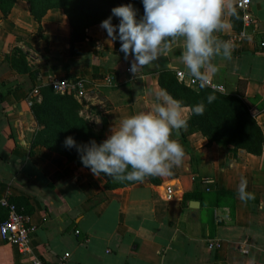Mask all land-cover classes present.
Segmentation results:
<instances>
[{
	"label": "crops",
	"instance_id": "obj_1",
	"mask_svg": "<svg viewBox=\"0 0 264 264\" xmlns=\"http://www.w3.org/2000/svg\"><path fill=\"white\" fill-rule=\"evenodd\" d=\"M248 11L251 39L236 44L230 60L216 58L218 71L209 80L235 92L243 79L245 98L264 130V0H250ZM225 20L230 27L217 33L221 40L238 31L231 17ZM87 30L90 37L76 42L80 52L72 54V26L62 8L49 9L41 22L27 0H17L7 15L0 9V198L15 202L36 226L28 253L0 232V264H33V257L58 263L65 253V264H264V150L234 151L185 127L172 134L185 152L172 175L106 188L108 176L97 177L43 145L32 149L41 126L28 99L52 76L86 80L87 95L77 98L80 115L102 123L106 139L123 118L149 111L157 93L170 95L159 83L161 70L187 75L182 41L133 74L134 57L125 59L100 24ZM15 47L26 53L32 72L12 66L8 56ZM182 112L186 120L191 116L189 106ZM242 177L255 194L246 203L237 193ZM168 187L173 199H167ZM186 193L192 197L184 204ZM192 200L198 203L192 206ZM211 241L220 244L212 247Z\"/></svg>",
	"mask_w": 264,
	"mask_h": 264
},
{
	"label": "clouds",
	"instance_id": "obj_2",
	"mask_svg": "<svg viewBox=\"0 0 264 264\" xmlns=\"http://www.w3.org/2000/svg\"><path fill=\"white\" fill-rule=\"evenodd\" d=\"M234 3L235 0H142L144 11L139 19V10L129 3L114 7L100 28L111 41H120L119 51L125 59L134 57L130 67L133 74L168 56L173 46L182 41L180 60L186 73L204 88L218 71L213 61L218 57L232 58L234 42L221 40L217 33L230 27L225 17L236 15ZM113 17L119 19L118 24L112 23ZM246 38L250 40L251 36ZM207 99L212 103L215 97L209 95ZM192 111L203 115L204 105H196ZM186 126L181 103L160 92L149 111L123 118L102 142L93 139L78 144L68 136L64 146L75 148L82 164L97 177L103 173L114 180L142 183L147 177L170 176L172 169L183 163L184 149L172 134ZM247 185V179L242 177L237 188L238 198L245 203L255 199Z\"/></svg>",
	"mask_w": 264,
	"mask_h": 264
},
{
	"label": "trees",
	"instance_id": "obj_3",
	"mask_svg": "<svg viewBox=\"0 0 264 264\" xmlns=\"http://www.w3.org/2000/svg\"><path fill=\"white\" fill-rule=\"evenodd\" d=\"M17 0H0V9L5 15L9 14ZM30 10L36 20L42 21L46 12L51 8H62L70 19L72 36L70 40V52H80L76 42L90 37L88 28L101 22L112 15L114 7L133 4L138 9L137 19L143 15L142 0H27ZM240 20V24L237 23ZM231 22L235 29L244 27L243 12L236 9V15L231 16ZM113 24H118L119 19L112 18ZM116 48L120 49L119 40L114 41ZM12 66L21 73L32 72L26 53L19 47H15L8 56ZM159 83L172 98L179 101L182 106L191 108V116L187 119L186 129L189 133L201 132L210 143L216 142L228 146L236 151L244 149L249 153L260 155L264 150V130L256 116L251 112L250 104L245 98V81L238 80L235 92L222 90L219 87L207 85L200 88L181 81L172 69H163L159 72ZM41 99L32 105L33 114L41 128L35 133L32 149L37 145H43L67 157L69 161L83 165L80 154L75 148H66V137H73L78 144H86L90 140L97 143L105 140L104 129L97 123L80 115L82 103L73 92L57 93L51 85L47 84L40 89ZM215 99L208 103V96ZM203 104V115H196L192 109ZM84 166V165H83ZM103 174V173H102ZM105 175V174H104ZM155 180L154 177H147ZM133 181L114 180L108 176L106 188L133 184ZM220 194L226 193L219 191ZM192 197L186 193L183 203ZM0 205V222L7 215Z\"/></svg>",
	"mask_w": 264,
	"mask_h": 264
},
{
	"label": "built area",
	"instance_id": "obj_4",
	"mask_svg": "<svg viewBox=\"0 0 264 264\" xmlns=\"http://www.w3.org/2000/svg\"><path fill=\"white\" fill-rule=\"evenodd\" d=\"M236 6L243 12V19L245 21V26L243 29L235 31L227 40H231L234 44L241 43L247 35L246 26L251 23V16L249 15V6L250 0H237ZM261 46L264 47V42L260 43ZM177 77L181 80H187V84L195 85L198 84L197 81H194L193 78H188L187 75L182 70L176 71ZM108 82H111V78L107 77ZM55 92L57 93H66V92H73L74 95L82 101L83 98L87 95L86 89V80L78 78V79H71V78H60L58 76H52L50 78L49 83ZM208 85L217 87L214 85L210 80L208 81ZM41 91L38 87L34 88L32 94L28 99V103L30 106L34 104L36 100H40ZM95 123V121H91ZM174 192L171 187L167 188V199H173ZM0 204L8 209V216L5 220L0 223V232L3 239L12 244L17 246L21 253H28L31 251L30 241L31 237L36 230V226L31 220V216L28 213L22 211L18 205L11 201L8 197H1ZM220 243L219 241H211L210 246L215 247L218 246ZM70 256V253H65L64 256L60 259L58 263H46L42 261L39 257H33L32 263L33 264H65L67 258Z\"/></svg>",
	"mask_w": 264,
	"mask_h": 264
},
{
	"label": "water",
	"instance_id": "obj_5",
	"mask_svg": "<svg viewBox=\"0 0 264 264\" xmlns=\"http://www.w3.org/2000/svg\"><path fill=\"white\" fill-rule=\"evenodd\" d=\"M98 127L101 128V127H102V123H99V124H98ZM196 203H198V201H194V200H192L190 204H191L192 206H194Z\"/></svg>",
	"mask_w": 264,
	"mask_h": 264
}]
</instances>
